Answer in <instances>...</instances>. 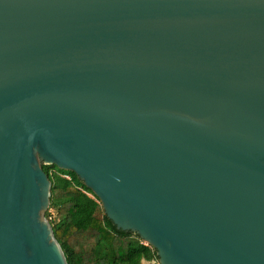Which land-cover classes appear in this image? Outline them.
Returning <instances> with one entry per match:
<instances>
[{
  "label": "water",
  "instance_id": "water-1",
  "mask_svg": "<svg viewBox=\"0 0 264 264\" xmlns=\"http://www.w3.org/2000/svg\"><path fill=\"white\" fill-rule=\"evenodd\" d=\"M43 164L160 264H264V0H0V264H68Z\"/></svg>",
  "mask_w": 264,
  "mask_h": 264
},
{
  "label": "trees",
  "instance_id": "trees-1",
  "mask_svg": "<svg viewBox=\"0 0 264 264\" xmlns=\"http://www.w3.org/2000/svg\"><path fill=\"white\" fill-rule=\"evenodd\" d=\"M43 168L52 183L45 217L68 264H160L153 246L138 234L116 227L100 198L75 172L56 165L43 164Z\"/></svg>",
  "mask_w": 264,
  "mask_h": 264
},
{
  "label": "built area",
  "instance_id": "built-area-1",
  "mask_svg": "<svg viewBox=\"0 0 264 264\" xmlns=\"http://www.w3.org/2000/svg\"><path fill=\"white\" fill-rule=\"evenodd\" d=\"M64 176L67 177V178H70V176L68 174H64Z\"/></svg>",
  "mask_w": 264,
  "mask_h": 264
},
{
  "label": "rangeland",
  "instance_id": "rangeland-1",
  "mask_svg": "<svg viewBox=\"0 0 264 264\" xmlns=\"http://www.w3.org/2000/svg\"><path fill=\"white\" fill-rule=\"evenodd\" d=\"M51 212H52V215H55V210H51Z\"/></svg>",
  "mask_w": 264,
  "mask_h": 264
}]
</instances>
